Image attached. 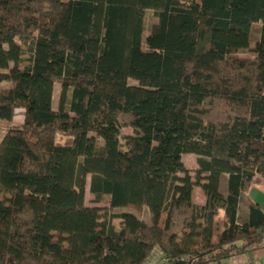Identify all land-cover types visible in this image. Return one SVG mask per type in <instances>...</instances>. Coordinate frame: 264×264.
<instances>
[{
  "label": "trees",
  "instance_id": "1",
  "mask_svg": "<svg viewBox=\"0 0 264 264\" xmlns=\"http://www.w3.org/2000/svg\"><path fill=\"white\" fill-rule=\"evenodd\" d=\"M17 113L0 264H210L264 246V209L237 216L264 177V0H0V120Z\"/></svg>",
  "mask_w": 264,
  "mask_h": 264
},
{
  "label": "rangeland",
  "instance_id": "2",
  "mask_svg": "<svg viewBox=\"0 0 264 264\" xmlns=\"http://www.w3.org/2000/svg\"><path fill=\"white\" fill-rule=\"evenodd\" d=\"M155 20H156V17H155L153 10L152 9H146L144 11V17H143L144 29H143V32L141 34V43L142 44H143L144 37L147 34L149 27L151 26L152 23L155 22ZM256 27H258L257 23H253L251 26V30L254 28L255 29L253 30V32L251 31V35L249 37V44H253L255 41L253 33H254V35L257 34ZM237 54L241 55V56H248L251 53L247 52L246 50L241 49L237 52ZM53 88H54L53 94H54V103H55L56 97L58 95V83L57 82L54 83ZM21 122H22V115L20 113L15 114V116L13 117V119L10 123L3 121V120H0V139L3 136L8 124L19 125ZM57 138H59L60 140L63 139L59 134L57 135ZM182 161H183L185 167H187L188 169H192L196 166L195 165V158H194L193 154L183 155ZM225 181H226V174L223 173L221 175L220 184H219V189L222 193H224L225 189H226ZM252 184H253L252 187H254V189L252 190V194H256L260 198V200H261L260 202L262 204H264V177L261 176L260 174L256 175L254 177V182ZM192 196H193L195 201L202 202L204 200L203 194H202V192L198 186L193 187ZM88 198H89L88 192H87V190H85V203L88 205H91V203L88 202ZM97 205L99 207H107V205L104 203H100ZM131 210L134 213H136L138 216H140L141 218L148 219L150 216V213L147 211L146 207H142L140 209H133L132 208ZM219 217H220V213L217 214L216 219H218ZM227 259H223L222 261L223 262L228 261Z\"/></svg>",
  "mask_w": 264,
  "mask_h": 264
},
{
  "label": "crops",
  "instance_id": "3",
  "mask_svg": "<svg viewBox=\"0 0 264 264\" xmlns=\"http://www.w3.org/2000/svg\"><path fill=\"white\" fill-rule=\"evenodd\" d=\"M252 185L253 184H251L247 191H243V193H241L240 195L239 206L237 211V216L240 220H244L246 218L247 204L249 202L257 203L264 209V204L260 202V198L256 194H252V190L254 189ZM219 213L221 217L222 210H219ZM222 260L210 264H264V246H261L253 251L241 255L230 257L227 259L228 261L223 262Z\"/></svg>",
  "mask_w": 264,
  "mask_h": 264
},
{
  "label": "built area",
  "instance_id": "4",
  "mask_svg": "<svg viewBox=\"0 0 264 264\" xmlns=\"http://www.w3.org/2000/svg\"><path fill=\"white\" fill-rule=\"evenodd\" d=\"M160 260L162 261V262H168L169 260H170V258L168 257V256H161L160 257ZM183 264H186V263H183Z\"/></svg>",
  "mask_w": 264,
  "mask_h": 264
},
{
  "label": "water",
  "instance_id": "5",
  "mask_svg": "<svg viewBox=\"0 0 264 264\" xmlns=\"http://www.w3.org/2000/svg\"><path fill=\"white\" fill-rule=\"evenodd\" d=\"M178 264H183V261H179Z\"/></svg>",
  "mask_w": 264,
  "mask_h": 264
}]
</instances>
